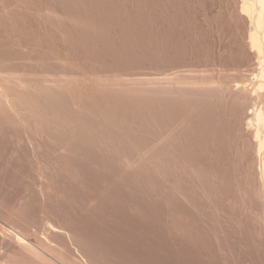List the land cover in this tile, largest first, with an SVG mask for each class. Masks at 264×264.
<instances>
[{
    "label": "rangeland",
    "instance_id": "1",
    "mask_svg": "<svg viewBox=\"0 0 264 264\" xmlns=\"http://www.w3.org/2000/svg\"><path fill=\"white\" fill-rule=\"evenodd\" d=\"M245 1L0 0L3 264H264Z\"/></svg>",
    "mask_w": 264,
    "mask_h": 264
},
{
    "label": "bare ground",
    "instance_id": "2",
    "mask_svg": "<svg viewBox=\"0 0 264 264\" xmlns=\"http://www.w3.org/2000/svg\"><path fill=\"white\" fill-rule=\"evenodd\" d=\"M255 7H257V10H258V13L253 16V12L255 11ZM242 14L248 16L251 18L252 20V23L254 21V28L251 29L250 33H249V42H250V46L252 47V49H255L257 50L260 55L261 54H264V0H253V1H249V0H246L244 2V6H243V10H242ZM260 65H263L261 66V70H260V67H259V76L261 74V78L264 79V62H262V59H261V62H260ZM257 69V68H256ZM258 70L256 71L257 74H258ZM256 73H254V77L253 79H256L258 78V75H255ZM257 82V81H256ZM252 114V113H250ZM257 116V122H258V129H257V138H258V147H259V152H260V161H261V167H262V175H263V178H264V137H262V128L264 127V116L262 114L261 111L257 112L256 114ZM264 130V129H263ZM257 141V140H256ZM2 225V224H1ZM50 227V225H49ZM52 227V226H51ZM6 229V231H8V233L10 234L11 236V242L15 244V247L18 248L20 251H22V253H26L27 255L26 256H29L31 259H33L34 261L36 262H49L47 261V257L49 256L48 255V252H46L43 248H41L42 245H40L41 243L39 244H36L30 240H28L24 235L19 232L18 230L16 231V229H11L8 230L7 228H4ZM51 229V228H50ZM49 229V230H50ZM55 229V228H54ZM2 230V229H1ZM5 232V230H3ZM44 231V230H43ZM48 231V230H47ZM57 231V230H56ZM3 232V233H4ZM1 234L0 233V238L3 237V240L5 239V234ZM36 233V232H34ZM8 234V235H9ZM40 234V233H38ZM37 234V235H38ZM34 235V234H33ZM41 235V234H40ZM44 235V234H43ZM7 236V235H6ZM46 236V235H45ZM48 237V236H46ZM7 238V237H6ZM9 238V237H8ZM32 238V237H31ZM36 238V237H34ZM1 241V242H4V241ZM10 240V238H9ZM36 241V240H35ZM49 242H51L50 240H48ZM5 243V242H4ZM3 243V244H4ZM7 243V242H6ZM52 243V242H51ZM10 244V243H9ZM13 244V245H14ZM12 245V244H11ZM10 245V246H11ZM50 245V244H49ZM2 247V246H1ZM5 248V247H4ZM9 248V247H8ZM2 251V250H1ZM18 251V250H17ZM5 252V251H4ZM12 252V251H11ZM14 252V251H13ZM8 253V252H7ZM50 254V253H49ZM52 254V252H51ZM9 255V254H8ZM9 257V256H8ZM7 257V258H8ZM51 257V256H50ZM49 257V258H50ZM5 258V257H4ZM53 258V257H52ZM6 259V258H5ZM2 260V257H0V264H3L1 262ZM7 262V261H6ZM42 263V264H43ZM50 263V262H49ZM71 263V262H70ZM7 264V263H6ZM48 264V263H47ZM52 264V262H51ZM72 264V263H71Z\"/></svg>",
    "mask_w": 264,
    "mask_h": 264
}]
</instances>
